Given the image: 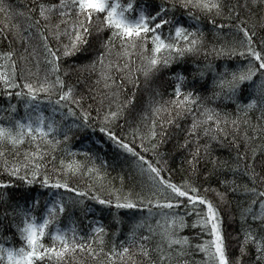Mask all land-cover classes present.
<instances>
[{
    "label": "trees",
    "instance_id": "obj_1",
    "mask_svg": "<svg viewBox=\"0 0 264 264\" xmlns=\"http://www.w3.org/2000/svg\"><path fill=\"white\" fill-rule=\"evenodd\" d=\"M72 1L0 0V264H221L210 211L227 258L264 264V21L253 4L116 0L121 17L135 18L129 23L142 13L152 27L147 49L166 64L165 94L201 102L227 123L208 148L199 128L177 129L178 121L152 136L150 116L126 124L152 141L145 150L95 129L99 111L125 125L130 84L108 91L92 77L83 82L58 56L57 33L47 35L46 9ZM15 7L26 10L21 31ZM108 24L111 33L124 23ZM24 34L38 37L31 46L41 55L25 75L50 70L45 89L22 79L15 45ZM113 64L118 82L123 64ZM62 161L71 171L47 173Z\"/></svg>",
    "mask_w": 264,
    "mask_h": 264
},
{
    "label": "rangeland",
    "instance_id": "obj_2",
    "mask_svg": "<svg viewBox=\"0 0 264 264\" xmlns=\"http://www.w3.org/2000/svg\"><path fill=\"white\" fill-rule=\"evenodd\" d=\"M79 2H73L72 3H66V4H58L60 5L59 8L55 6L48 7L46 9L49 10L46 16V20H48L49 28L52 30L51 33L47 32V35L51 37V35H56L58 40L60 42V48L64 47L66 57H68L67 63L72 68H76L77 70H80L81 74L84 76V81L90 80L91 77L94 79V82H102L103 89L106 90V85L110 86L108 91H110L111 87L115 84V86H119L121 82L125 81H131L132 80V74L128 75H122L121 78L124 79L123 81L118 82L111 81L114 80V75H112L113 68V62L123 64L122 70H120V73L123 74V72H126L133 63H135V66H133L134 71L133 74L136 73L139 74L141 78L144 79V81L141 84V86L144 87L145 90L150 92H154L156 87H160L161 83V73L160 67L165 66V62L162 59L156 58V51L150 52L148 47V39L150 35L153 34L152 27H150L147 23V21H143V15L140 13L139 22H134L138 25H133V23H129L131 20H135L134 17H121L120 12L115 9L116 5L119 4V1L116 0H78ZM260 3L258 4L257 2ZM4 3V1H3ZM244 4L247 6H250L249 4H253V7L255 8V13L260 14L259 20L264 21V0H245ZM1 6V5H0ZM67 6H70L72 10H69ZM263 9L260 12V7ZM123 8L126 10L127 7L123 6ZM84 12V14L80 17L87 20L85 23L86 25H82L79 21L75 20L78 16V10ZM1 11V10H0ZM12 11H14V15L18 16V22L20 21V31L21 29H24V25H22L23 21L22 19L25 17L26 10L23 8H12ZM45 11V12H46ZM130 12V10H126ZM10 13V12H9ZM254 13V12H253ZM79 17V18H80ZM79 18H77L79 20ZM109 18L112 19L118 26L121 23H124L120 26V28H116L110 33V29H107L109 24ZM3 20V19H2ZM9 19H7L8 21ZM5 22L6 28L9 27V22H7L5 19L3 20ZM77 21L78 23H73ZM119 21L121 23L119 24ZM8 25V26H7ZM108 30V31H107ZM115 31L120 33V37H117L115 35ZM23 38L20 41H17V44L15 45L18 50L22 53V59L19 61V69L21 70L22 79L28 83V87L31 89L36 90L37 88L41 87L45 89V87L48 86L49 80H50V70H42L41 68L35 67V72L37 71L36 76H39L37 80L29 81L27 79L28 76L25 75V72L32 69V67L24 68V66H28V64H31L30 61H33L30 57V53H35L34 47L31 46L33 44V40H39L38 37H32V35L28 36L26 34L22 35ZM147 36V37H145ZM31 37L33 39H31ZM113 43L110 41L105 43L106 40L110 39ZM121 38V39H119ZM64 45V46H63ZM107 45V46H106ZM32 48V50H31ZM77 52L72 54L70 51L76 50ZM29 52V54H27ZM36 61L41 60V55L36 56ZM30 60V61H29ZM128 67V69H127ZM81 68V69H80ZM26 69V70H25ZM126 69V70H125ZM42 73V74H41ZM131 73V72H130ZM44 74V76H43ZM32 80V79H31ZM111 81V82H110ZM124 81V82H125ZM98 84V83H97ZM101 85V84H98ZM76 91H78L76 89ZM80 92V91H79ZM77 95V93H76ZM78 98V97H77ZM79 103L82 102V98H78ZM171 104V110L175 112V114H181L182 117V126L184 129L192 127V128H199L202 135V139H204V135L207 134V132L212 133L216 130H219L218 132L221 133L223 129L225 128L227 123H224L221 121L219 124H216L213 120L208 121L206 116H209L208 113L203 111L202 109L196 110L193 109L192 112L189 114L192 116V119H195V122L189 123L192 126L188 124L190 115H185V109L190 104L189 101L183 102V100H170ZM83 105V103H81ZM133 103L131 101H128L126 103L127 109H130L133 107ZM141 113V112H139ZM139 115V114H138ZM163 115V112H160V116ZM149 116V115H148ZM160 116H154L153 118L156 120L157 117ZM165 128H168L165 124L163 125ZM228 128H231V124H228ZM215 129V130H213ZM203 130L206 132L204 133ZM204 134V135H203ZM156 135V134H155ZM152 136V134L150 135ZM156 137V136H155ZM214 137V143L216 144L218 141L216 136ZM154 142L158 144L156 141V138H154ZM139 146H142L143 144L139 142ZM150 150L153 148L149 147ZM143 149H145L143 147ZM147 150V149H145ZM153 158H157V156H153ZM162 163V162H160ZM210 217L213 221V231L215 238V249L218 253L219 257V263L221 264H239L235 263L238 258L234 259L233 256H229L227 258V252L223 250V244L221 242V239L219 237V232L216 231V220L212 214V211H210ZM33 231V229L31 230ZM229 261V263H228Z\"/></svg>",
    "mask_w": 264,
    "mask_h": 264
},
{
    "label": "bare ground",
    "instance_id": "obj_3",
    "mask_svg": "<svg viewBox=\"0 0 264 264\" xmlns=\"http://www.w3.org/2000/svg\"><path fill=\"white\" fill-rule=\"evenodd\" d=\"M263 21V20H262ZM167 22H170V20H167ZM65 48H61L59 50V53H58V56L60 57V59H64L66 60V58L68 59V57H66V53H65ZM72 54L76 53L77 52V49L76 50H73V51H70ZM29 54V53H27ZM38 53H30V57L32 58L33 61H30L31 64H34L36 63V59H37V56ZM22 56H20L21 58ZM35 65V64H34ZM128 74H132V80L131 81H125L124 79H120L119 82H121L122 85H125V84H130V87H128V90L131 91L129 94H128V100L127 101H131L133 103V107L130 109H127L124 111L123 113V116L124 117V122H125V125L124 126H121L120 124H118L116 122V120H114L111 116L114 117V115H111V116H107L106 115V112L103 111L98 113V116H97V124L95 126V129H96V132L98 134H101V135H104L105 133L107 132H111V133H115L114 135H112L114 138L118 139L119 141L121 142H125L128 141V140H132L133 143L135 141V144L136 146H138L139 148H145L144 144H147V143H152V141H150V139H146L144 140V138L141 136V132H140V129H137V130H133L132 128H129V131H128V128H127V125H129V127L131 125L135 126V124H141V121L142 119H144V117L146 116H150L151 120H152V123L150 124V128L153 130L151 131L150 133L152 134L155 133L154 131H157L158 127L160 124H165L166 126H168L169 124H172L173 122H177L178 123L176 124L177 126V129L179 127L182 128V115L181 114H171V104H170V100L171 97H170V94L166 95L165 94V91L162 90V84H161V89L160 87H156V89L154 90L155 93L153 92H150L149 89L148 91L144 89L143 86H141L140 83H142L144 81L143 78H141L139 76V74L136 73V77H135V74H133V72L129 73V72H125V75H128ZM179 81V80H177ZM177 81L175 82L176 85L178 84ZM175 85V86H176ZM169 88H172V85L171 83L167 85V89ZM185 92V91H183ZM185 94V93H183ZM185 96H181L179 98H177V100L181 101L183 100V102H185ZM176 100V101H177ZM201 102L199 103H194V104H191L189 105L188 107H186L185 109V115H190L189 113L193 111V109H196V110H199L201 109ZM163 112V115L159 118V120L157 121H160V122H156V120L153 118L154 116H160V112ZM113 110H110L109 111V114H113ZM141 112V113H139ZM108 113V112H107ZM139 114V115H138ZM148 116V117H149ZM191 115L189 117V121H188V124L189 123H192L191 121ZM207 117V120L210 121V120H214V116L212 113H210L209 116H206ZM112 118V119H111ZM105 119H110L109 121L111 122L110 124H104L103 121ZM128 121V122H126ZM219 121H217L216 124H218ZM190 126H192L191 124H189ZM125 133L128 135H125ZM209 131L207 132V136L206 138L203 139V141L201 143H203V146L208 148L211 146V143L213 142L214 140V137L212 132L210 134H208ZM107 134H110V133H107ZM150 134V135H151ZM200 136V135H199ZM150 141V142H149ZM140 143H142L143 145L142 146H139ZM41 157L43 156L40 155ZM60 156H64V154L60 155ZM61 158V157H60ZM65 163L64 161L62 162H59V163H56L55 165L54 164H51L46 167V171L47 173H52V172H60L62 174V172L64 173H67L68 171H71V167L69 166L68 168L67 167H64ZM75 174H78V173H75Z\"/></svg>",
    "mask_w": 264,
    "mask_h": 264
}]
</instances>
